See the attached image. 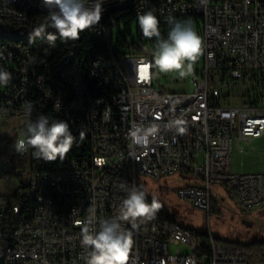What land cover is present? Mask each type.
Returning a JSON list of instances; mask_svg holds the SVG:
<instances>
[{"label":"built area","instance_id":"1","mask_svg":"<svg viewBox=\"0 0 264 264\" xmlns=\"http://www.w3.org/2000/svg\"><path fill=\"white\" fill-rule=\"evenodd\" d=\"M128 4L103 0L100 23L69 40V46L59 39L54 47L48 39L31 45L0 41V67L12 74L7 86H0V118L26 119L15 140L22 138L31 118L25 113L29 103L49 109V102H57V121L77 131L71 150L53 171L33 172L29 162L27 179L17 187H22L20 202L13 200L18 189L0 193V256L5 264H85L88 250L80 241L89 209L95 210L91 227L98 231L101 221L117 216L128 192L139 189V174L156 180L174 174L201 177L203 185L178 187L176 193L206 217L212 184H223L244 209L264 205V169L238 174L231 167L234 142L264 136V0H208L206 7L199 0H135L136 17L152 11L158 19H201L203 70L192 88L182 92L155 87L148 49L114 52L113 28L105 22L112 20L109 5L121 11ZM27 9L48 14L43 0H0V23L15 19L22 24ZM84 35L94 51L81 43ZM54 51L75 55L76 64L54 66V90H47L45 64ZM61 100H69V107H61ZM153 124L158 131L147 145L129 135L138 126ZM14 144L0 156L2 183L29 156L30 149L18 153ZM32 189H40V196L28 203ZM159 204L152 219L137 220L138 227L121 221L123 230L133 234L126 264H264V258L244 246L219 244L211 234L198 236Z\"/></svg>","mask_w":264,"mask_h":264},{"label":"clouds","instance_id":"2","mask_svg":"<svg viewBox=\"0 0 264 264\" xmlns=\"http://www.w3.org/2000/svg\"><path fill=\"white\" fill-rule=\"evenodd\" d=\"M207 6L208 0H199ZM48 9L45 22L34 30L33 36H40L47 27L56 30L62 40H78L80 33L100 23L104 12L103 0H43ZM138 26L147 39L156 38L153 52L154 66L162 73L176 71L181 78L194 71V64L202 52V39L189 21L169 20L170 30L167 38H162L159 20L152 11L139 14ZM51 46H55L57 35L48 34ZM185 62H187L185 67ZM12 74L0 67V86H7ZM32 105L25 109L30 116ZM174 123H179L178 121ZM158 126L136 127L129 135L137 144L147 145L149 137H154ZM178 131L183 132V128ZM73 134L65 121H50L48 116L40 115L35 121L29 120L22 138L15 140L16 152L23 153L32 149L33 156L44 161L63 160L73 146ZM162 207L155 198L152 203L146 202L145 192L132 188L122 201L119 212L111 220L100 222L99 230L91 226L95 223V210L89 209V215L81 230V245L87 249L85 264H126L128 254L133 245L132 232L122 228L121 221H128L138 227L141 223L152 219Z\"/></svg>","mask_w":264,"mask_h":264},{"label":"rangeland","instance_id":"3","mask_svg":"<svg viewBox=\"0 0 264 264\" xmlns=\"http://www.w3.org/2000/svg\"><path fill=\"white\" fill-rule=\"evenodd\" d=\"M171 19L189 21L192 24L190 19ZM169 20L166 21L170 30ZM137 24L138 22H133L131 25V34H128L123 27L115 28L113 39L122 38L128 44L132 42L142 43L144 49H148L149 54L153 53L156 45L149 42L144 36L141 39L138 38ZM198 25L200 28L192 24L200 36L202 22L199 21ZM186 64L187 62H185V67ZM193 67L194 71L183 78L176 71L162 73L156 68L154 85L157 89L166 92L188 91L192 88L193 78L203 70V52H201ZM25 123L26 119L22 117L0 118V156L12 148ZM239 147H242V150ZM6 160L9 161V158H6ZM28 167L29 160L27 157L25 165L22 164L13 169L9 182H0V193L4 195L13 194L18 189V185L24 183L27 179ZM231 167L232 171L238 174L262 171L264 169V136L255 139H243L237 144L234 142ZM189 180H193L198 185H203L201 177L194 174H187L186 178H182L178 174L161 175L159 180L139 174L137 185L148 197L155 198L157 202L162 203L173 219L180 225L197 232L211 234L215 240H228L233 244L238 243L243 246H248L254 240H264V205L244 209L234 194L228 191L223 184H212L211 211L209 216L206 217L204 211L195 208L188 200H182L177 196V188ZM259 249L258 257L264 258V246Z\"/></svg>","mask_w":264,"mask_h":264},{"label":"trees","instance_id":"4","mask_svg":"<svg viewBox=\"0 0 264 264\" xmlns=\"http://www.w3.org/2000/svg\"><path fill=\"white\" fill-rule=\"evenodd\" d=\"M134 3L135 0H129V4L126 9L121 11L118 10L111 11L112 15L110 16V18H112V20L106 19L105 21L107 27L109 29L113 28V31L117 27H123L128 34H131V30H130L131 25L133 24V22H138L136 14L134 12ZM45 17L46 15L42 13L33 12L29 15L28 20L23 22L22 24L3 21V23H0V39L4 41L21 42L23 44L31 45L38 43V41H44V39H47L48 34L51 33L57 35V39L60 40V44H62V46H69V40L65 41L59 38V35L58 33H56V30L51 27H47L40 36L32 35L34 30L38 29L41 26V24L45 22ZM167 19H171V18L158 19L160 22L159 30L162 38H167L169 32L168 23L166 21ZM183 19H190L192 21V24H195L198 28H200L198 22L201 21V19L199 17H189ZM137 36L139 39L143 37V34L140 31L138 24H137ZM148 41L156 45L155 37H153L152 39H148ZM81 43H83V46H85V48L86 47L90 48V46H93V48H91L92 51L96 49L95 45L93 44V42H91V40L87 35L83 36ZM112 48L117 55H120L121 53H129V52L140 53L143 51L144 45L142 43L136 44L135 42L128 44L125 39L121 38L114 40L112 38ZM100 49L103 51L105 50V47L101 46ZM80 51L81 52H79L78 56H80L82 60L84 58L83 55L84 52H82L81 49ZM73 63H76L75 55H66L65 57V51H54V56L51 57V63L45 64V88L49 86L54 87V66H60V68H69ZM153 68L154 71H156V67L154 66V61H153ZM42 114L48 116L50 121H57L58 119V116L52 111L50 107L49 109H43L41 108L40 104H32V112H31L30 120L35 121ZM32 152L33 150L30 149L28 158L31 165V170L33 172L36 171L49 172V171H53L58 167L59 158L56 161H51V162L44 161L43 159L34 157ZM21 188L22 187H20L18 191L14 194L13 200H15L16 202H20L18 197L19 196L18 192ZM34 201H35L34 196L28 197V203H34ZM195 232L200 237L206 238L208 236L207 233H202L197 231ZM215 241L219 244H224L227 246H231V245L243 246L238 243L233 244L228 240H215ZM202 246L204 248V251L207 252L208 247L205 241L202 242ZM263 246H264V240L262 241L254 240L251 244L244 247L251 255L258 257L259 254L257 253L260 252L259 248Z\"/></svg>","mask_w":264,"mask_h":264},{"label":"bare ground","instance_id":"5","mask_svg":"<svg viewBox=\"0 0 264 264\" xmlns=\"http://www.w3.org/2000/svg\"><path fill=\"white\" fill-rule=\"evenodd\" d=\"M114 10H118V5H109V12L114 11ZM33 12H34V9L25 10V20H22V23L27 21L29 15L31 13H33ZM3 21H7V22H11V23H19V20H15V19H5ZM0 41L3 42V43H6V44L27 45V44H23L21 42L4 41V40H1V39H0ZM73 64H76V63H73ZM72 65L69 68H71ZM45 89L54 90V87L53 86H49V87H47ZM49 107L58 116V103L57 102H49ZM61 107H69V100H61ZM71 132L73 134L74 140H76L77 139V131H71ZM30 196H34L35 200H38V196H40V189H32V191H29L28 197H30ZM34 203H35V201H34Z\"/></svg>","mask_w":264,"mask_h":264},{"label":"crops","instance_id":"6","mask_svg":"<svg viewBox=\"0 0 264 264\" xmlns=\"http://www.w3.org/2000/svg\"><path fill=\"white\" fill-rule=\"evenodd\" d=\"M180 175V177L182 178H186L187 177V174H178ZM188 185H197V186H201V185H198L196 184L193 180H189V181H186L184 184L180 185L179 187H182V186H188ZM190 202V201H189ZM170 216L172 217V215L170 214ZM173 219V217H172ZM174 220V219H173ZM175 221V220H174Z\"/></svg>","mask_w":264,"mask_h":264},{"label":"water","instance_id":"7","mask_svg":"<svg viewBox=\"0 0 264 264\" xmlns=\"http://www.w3.org/2000/svg\"><path fill=\"white\" fill-rule=\"evenodd\" d=\"M0 264H5L4 257L0 256Z\"/></svg>","mask_w":264,"mask_h":264}]
</instances>
